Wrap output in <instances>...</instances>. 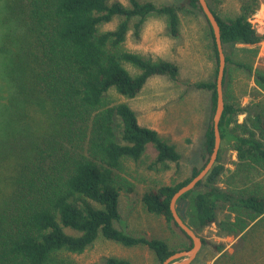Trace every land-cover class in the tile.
Here are the masks:
<instances>
[{
  "label": "trees",
  "instance_id": "1",
  "mask_svg": "<svg viewBox=\"0 0 264 264\" xmlns=\"http://www.w3.org/2000/svg\"><path fill=\"white\" fill-rule=\"evenodd\" d=\"M212 1L218 0L207 2L220 27L226 61L217 159L224 146L231 145L238 170L249 175L257 168L264 171V97L241 106L232 81L238 73L245 79L253 75L264 89V69H252L254 50L235 46L264 39L249 20L259 3L242 0L233 15H224ZM185 5L207 25L215 66L212 76L196 82L195 88L209 93L213 115L218 57L198 0L163 5L140 0H127L126 5L119 0H0V264H74L69 254L82 253L99 235L125 247H147L156 264L192 246L169 205L178 188L207 162L214 144L212 120L204 132L203 165L180 182L145 190L140 198L149 213L180 230L181 242L171 248L165 239L126 233L116 222L121 190L133 191L123 174L126 162H137L149 143L156 151L152 165L167 166L181 155L154 129L140 126L128 103L107 97L112 89L134 97L154 75L178 78L175 62L145 58L126 49L125 40L130 21L136 19L138 37L151 14L165 16L170 33L177 35L178 11ZM114 18V28H102ZM125 63L138 72L130 73ZM243 112L250 115L252 127L236 123ZM223 170L218 163L205 181L182 194L187 200L185 221L198 235L217 221L219 206L249 220L264 215V185L219 187ZM240 217L221 225L231 226L232 233L233 227L244 229L247 223ZM201 240L217 252L223 248L222 243ZM105 263L132 264L115 256Z\"/></svg>",
  "mask_w": 264,
  "mask_h": 264
},
{
  "label": "rangeland",
  "instance_id": "2",
  "mask_svg": "<svg viewBox=\"0 0 264 264\" xmlns=\"http://www.w3.org/2000/svg\"><path fill=\"white\" fill-rule=\"evenodd\" d=\"M119 1L127 4V0ZM140 1H152L156 5H163L177 4L184 0ZM241 1L218 0L212 1V5L224 15H233ZM257 1L259 5L250 15L249 20L256 30L264 35V0ZM178 17L177 35L170 33L165 16L151 14L144 20L138 37L134 31L136 19L133 18L125 40L126 49L139 53L145 58L175 62L179 67L178 78L171 80L167 76H151L134 97H127L114 89L107 94L112 102L128 103L134 110L140 126L154 129L160 137L175 145L181 155L177 162H169L167 166L152 165L156 151L149 143L137 162L132 160L126 162L123 174L133 184V191L127 193L121 190L120 219L116 222V226L126 233L162 238L171 248L177 247L181 242L180 230L175 225L168 227L162 216L149 213L142 205L140 198L145 190L162 184L180 182L191 175L194 167L203 165L204 132L212 120L211 104L209 93L196 89L195 83L210 78L215 66L211 58L207 25L202 15L185 5L179 9ZM117 22L118 18H114L105 23L102 28L112 29ZM235 46L252 48L254 50L251 57L253 71L264 69V39L255 45L237 43ZM125 66L132 74L138 72V69L131 64L125 63ZM234 78L232 88L237 91L241 106H247L251 101L264 97V89L256 84L253 75L245 79L238 73ZM243 91L245 92L242 93ZM249 118L250 115L246 112L240 113L236 116V123L248 124L252 127ZM257 134L259 135V131ZM262 136H264L263 132ZM218 163L224 166L216 182L219 187L227 189L237 185L236 188L248 186L255 188L264 185L262 169H254L249 175L240 173L236 151L231 145L224 146ZM238 214L247 223L244 229L239 230L233 227L232 233L231 226L221 225L229 218L235 220ZM199 236L215 244L227 245V252L231 250L233 239V264H264V215L249 220L243 213L219 206L217 221L200 231ZM220 251L217 252L209 244L203 243L197 258L189 264H223L225 258L216 261L221 257L218 256ZM110 256L126 258L132 264H156L152 251L147 247H125L101 235L82 253L69 254V259L74 264H106L105 261ZM173 261L170 260L169 263Z\"/></svg>",
  "mask_w": 264,
  "mask_h": 264
},
{
  "label": "water",
  "instance_id": "3",
  "mask_svg": "<svg viewBox=\"0 0 264 264\" xmlns=\"http://www.w3.org/2000/svg\"><path fill=\"white\" fill-rule=\"evenodd\" d=\"M198 3L205 15L208 23L212 29L214 42L217 50V71L215 76V107L212 115V127L214 133V144L209 158L203 168L191 178L185 185L178 188V190L173 194L170 200V210L176 224L190 237L192 241V246L188 249L179 250L167 257L161 264H189L197 256L203 242L201 237L196 234L191 227L186 223L184 208L187 204V200L182 197V194L188 190L194 188V186L199 181H205L207 177L212 173L216 165L218 164V151L220 147V133H219V120L221 118L224 109V99H223V76L225 70V54L223 51V44L221 40L220 27L218 21L212 12L207 0H198ZM170 260H174L169 263Z\"/></svg>",
  "mask_w": 264,
  "mask_h": 264
},
{
  "label": "crops",
  "instance_id": "4",
  "mask_svg": "<svg viewBox=\"0 0 264 264\" xmlns=\"http://www.w3.org/2000/svg\"><path fill=\"white\" fill-rule=\"evenodd\" d=\"M231 244H232V247H231V250H228L229 252L226 251L227 250V245L223 246V248L221 249V251L218 254V256H221V257H219L216 260L217 262L220 261L222 258H225L226 260H225V262L223 264H233V239L231 240ZM224 252H225V254H224Z\"/></svg>",
  "mask_w": 264,
  "mask_h": 264
}]
</instances>
